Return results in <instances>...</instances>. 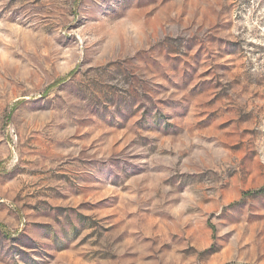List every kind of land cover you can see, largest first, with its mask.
<instances>
[{
    "label": "rangeland",
    "instance_id": "rangeland-1",
    "mask_svg": "<svg viewBox=\"0 0 264 264\" xmlns=\"http://www.w3.org/2000/svg\"><path fill=\"white\" fill-rule=\"evenodd\" d=\"M264 0H0V264H264Z\"/></svg>",
    "mask_w": 264,
    "mask_h": 264
},
{
    "label": "trees",
    "instance_id": "trees-1",
    "mask_svg": "<svg viewBox=\"0 0 264 264\" xmlns=\"http://www.w3.org/2000/svg\"><path fill=\"white\" fill-rule=\"evenodd\" d=\"M263 192H264V189H261V190L256 191L255 193H249V194H260V193H263Z\"/></svg>",
    "mask_w": 264,
    "mask_h": 264
}]
</instances>
